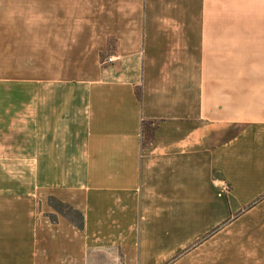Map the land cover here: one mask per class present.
Here are the masks:
<instances>
[{
    "label": "crops",
    "instance_id": "1",
    "mask_svg": "<svg viewBox=\"0 0 264 264\" xmlns=\"http://www.w3.org/2000/svg\"><path fill=\"white\" fill-rule=\"evenodd\" d=\"M241 65L264 0H0V162L38 180L0 192L1 264H264V78H217Z\"/></svg>",
    "mask_w": 264,
    "mask_h": 264
},
{
    "label": "rangeland",
    "instance_id": "2",
    "mask_svg": "<svg viewBox=\"0 0 264 264\" xmlns=\"http://www.w3.org/2000/svg\"><path fill=\"white\" fill-rule=\"evenodd\" d=\"M218 74V73H217ZM217 78H241V90H246L247 88V79L246 78H264V67L262 66H240L239 68H233L232 72H228L226 68L223 70L222 76H217ZM11 90H23V83L20 81H12L11 80ZM21 118L15 117V114L11 115L10 123H12L14 128H21L18 124ZM11 138H4L2 141L11 143V140L19 141L21 140V136L18 134H22L21 129L12 130ZM22 144V143H21ZM18 146V145H17ZM20 148V147H19ZM7 150V149H5ZM9 153L11 152V148L8 149ZM29 167L22 162H0V192H7V190H11V187H25V186H34L38 185L37 179L25 178L24 168ZM55 205V204H53ZM64 212L71 215L73 218H77V215L71 213L70 211L64 210ZM7 220H11V206L3 207L0 206V236H6L11 234V227L8 228L6 225ZM11 248V243H1L0 242V264L6 262L8 259V250Z\"/></svg>",
    "mask_w": 264,
    "mask_h": 264
}]
</instances>
